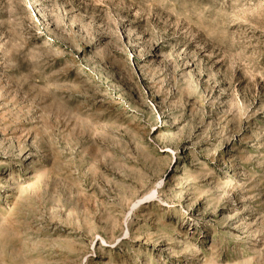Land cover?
Returning <instances> with one entry per match:
<instances>
[{"label":"rangeland","instance_id":"obj_1","mask_svg":"<svg viewBox=\"0 0 264 264\" xmlns=\"http://www.w3.org/2000/svg\"><path fill=\"white\" fill-rule=\"evenodd\" d=\"M0 264H264V0H0Z\"/></svg>","mask_w":264,"mask_h":264}]
</instances>
